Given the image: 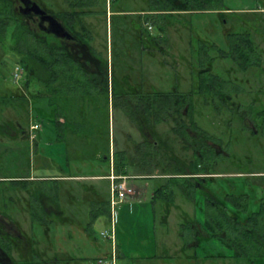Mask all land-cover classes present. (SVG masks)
<instances>
[{
	"label": "rangeland",
	"instance_id": "obj_1",
	"mask_svg": "<svg viewBox=\"0 0 264 264\" xmlns=\"http://www.w3.org/2000/svg\"><path fill=\"white\" fill-rule=\"evenodd\" d=\"M145 3L142 0H119L114 6L119 5V9L131 11L135 8L140 9L142 6L146 7ZM44 8L46 7L44 6ZM107 10H109V3ZM110 14L108 11L106 16L90 15L86 16L84 20L89 26L87 28L92 30L91 46L102 58L107 59L108 64L112 63L116 67V76L129 74L131 85L141 83L143 89L149 88V91H167L177 84L179 92L185 93L197 80V70L210 65L212 74L219 75V82H227L229 89L228 91L227 87L225 89L231 98L234 101L239 100L243 107L250 106L252 119L259 123L258 119L255 118L256 112L264 109V14L260 17L248 14L227 18L226 25L224 20L218 17V14H212V12L178 13L174 15L175 19L168 18L169 20L154 16L153 24L148 30L154 36L161 35L162 38L157 44L151 48H144L141 52L139 45L134 42L130 24H124L122 21V23L119 22V27L116 25V28L113 29L110 24ZM128 16L135 15L130 13ZM161 25L163 31L160 30ZM11 31V26H8L5 33L0 34V95H8L10 90L17 86L21 87L23 80L25 81L24 68L15 62L13 51L10 48ZM226 32H233V35L228 37ZM246 39L247 47L244 48L247 50L252 48V51H255L247 58L241 59L239 49L233 45H237V42L241 43ZM230 42L231 45L233 43L232 47ZM214 43H217L225 51L222 56L219 57L220 51L215 48ZM116 53L119 55L117 56ZM252 61H256V63H252ZM17 66L22 69V75L14 80L13 73L17 71ZM127 89L125 90L129 92L134 90L133 88ZM81 90L82 94H85L83 92L86 88ZM125 90L123 89V91ZM147 91H144V94H147ZM50 95L47 98L43 96L44 98L38 99L35 104L29 103L27 114L22 112L19 107H4L0 104V114L2 115L0 123L2 120L18 122L25 128L27 140L34 143L38 140L36 153H34V149L32 151L34 143L29 142L31 146L30 162L34 169L31 178H40L44 174L48 175L51 171L45 170L44 166H50L49 159H53V164L56 168L57 165H60L58 170H60L59 172L62 171L61 174H64L67 179L60 177L58 178L59 181L32 180L26 183L31 188L43 186L45 195L43 199H40L43 204L42 207L37 202V192L34 190H30L31 194L33 193L30 196L28 190L21 187L20 184L1 182L0 211L9 215L12 221V231L16 230L19 234H23L29 243L33 239L35 247L41 254L55 252L63 258H76L78 262L82 260L83 264H97L99 255L106 256L111 251L110 244L100 237L99 232L106 225L108 226V221L102 216L105 201L109 199L110 195V182L105 176L113 172L112 160L110 167L108 162L99 160L97 153L99 157L102 154L105 155L108 147L106 141L108 134L110 137V156L115 150H126L127 159L137 158L140 160L142 155L140 154L139 142L144 139L148 131L138 135L131 126L132 108H128V106L124 110V107L121 106V104L126 103L124 99L133 96L130 93L121 95V98L116 96L109 99L104 93L95 98V94H93V97L82 99L81 102H77V99H75L76 101L71 100V96L63 97L64 99L62 97H51L50 99ZM203 98V94H193L192 108L191 106L185 107L184 119L186 122L192 119L199 128L213 136H217V133H222L227 128L228 136L229 132L233 130L235 132L239 128L237 124L231 128L223 120L217 128V122L214 123L217 114L214 115L215 113L212 111V103L209 102V98L206 100ZM51 102L57 103V110L62 113L61 115L66 113L70 121L71 119L77 121V125L71 123L73 124L71 128L73 131L65 132L70 156H67V148L62 143V145L60 143L55 145L42 143L54 140L55 137V134H50L47 131L49 129L48 123L52 124L51 117L55 113ZM33 105L44 107L47 112L49 111L45 117L47 122L41 117H34ZM125 113L130 115H128L129 118H126ZM187 114H189L188 117ZM220 119L219 117L218 120ZM235 119L236 123L240 120L238 114H235ZM58 121L62 122L63 117L58 115ZM246 121L247 124L250 123L248 120ZM43 122L47 124V128ZM170 124L171 122L167 125L158 123L156 132L161 140H168L166 143L173 148L176 158L187 163L192 157L191 151L183 148L185 142L180 141L179 136L171 131L172 126ZM35 125L38 126L39 133ZM234 137L233 140H226L229 148L226 151L229 150L230 156L219 155L217 164L209 172L235 173L234 176L228 178L227 182H232L236 189L243 182L246 188H249L247 182L251 180L255 181V183L248 182L251 187L255 191H262L263 193L264 178L246 176L245 173L238 174V172L264 171V132H260L257 137H239V133L235 132ZM22 138L20 134L19 136L18 134L13 135L12 138L0 135V142L6 143L11 150L14 146L19 145L18 148H20L21 145H25ZM185 138L187 139V137ZM18 139L22 141L18 142L20 141ZM147 140L150 141L148 138ZM157 146L162 147V144ZM20 149L24 151V148ZM159 151L152 157V161L147 166L138 163L136 165L128 163L127 165V175H139L140 177L135 176V178L127 181L129 186L134 187V194L117 208L115 218L116 243H122L127 251L125 255L128 257L120 258L119 262L122 264L145 263V259H150L152 264H187L188 262L194 264L185 259L177 260L174 256L182 255L184 257L194 251L201 253L204 247L209 249L213 245V243L204 240L196 248L197 250L190 248L189 245L184 250L186 252L181 254V245L178 243L177 246H173V248L177 247V249L174 248V256L169 255L168 259H165V256L172 252L159 241L165 236L173 242L176 240L180 242L178 241L180 224L187 218L182 212L184 211L189 218H193L195 215L196 220L203 219L204 199L197 195L194 206V203L184 198L182 190L175 185L169 188L164 187L165 195H169L170 189L174 191L170 206L166 204V200L163 198L157 197L154 202L153 193L157 187L173 180L183 181V179H170L171 175H164L165 173H175L176 169L169 167L171 164H167L165 158L163 159L165 152ZM32 156H34L33 159ZM10 158H13L11 154H6L3 159L8 161ZM21 159L22 156L19 157V164L22 163ZM33 164L34 166L37 164L42 166L38 171H35ZM178 166L180 167V164H177ZM53 174L59 175L57 171H53ZM90 174L104 175V177L92 180L89 177L71 180V175ZM149 175L150 177H148ZM43 177L49 178L51 176ZM208 186L212 188V184H208ZM92 189L96 191V196L93 195ZM214 190L216 192V187ZM50 198L55 200L58 214L50 216L53 219L48 221L49 228L39 227L36 219L44 218L42 211H46L45 208H50L53 211L54 203L51 202ZM28 204L29 209H27ZM255 205L256 203H252L251 207L255 209ZM168 206L171 210L168 224L163 225L162 220L167 219V215L164 216V214L165 210L169 209ZM54 210L56 209L54 208ZM93 211L98 212V217H93ZM23 239H20L22 244L25 242ZM157 243L160 244L157 245ZM16 249L11 252L14 259H21L25 256L26 248L24 245H21L20 249ZM25 258H30V254L26 255ZM233 261L235 258L231 260V262ZM201 263L212 264L210 261ZM256 263L260 264L257 260ZM236 264L253 263L248 259L241 258L236 259Z\"/></svg>",
	"mask_w": 264,
	"mask_h": 264
},
{
	"label": "trees",
	"instance_id": "obj_2",
	"mask_svg": "<svg viewBox=\"0 0 264 264\" xmlns=\"http://www.w3.org/2000/svg\"><path fill=\"white\" fill-rule=\"evenodd\" d=\"M43 4L49 11L55 14V16L62 21L63 25L71 32H73L76 37L83 41L87 48L91 49L93 52V47L91 46V41L93 39V34L91 28L89 27L84 18L90 15H104L110 11V24L111 28L119 27L120 23L130 24L134 42L143 49L151 48L159 42L162 38L161 35L154 36L148 27L152 26L154 16H160L162 19L169 20L168 18H174V15L180 14H190L194 12H212L218 11L223 7V0H142L145 1L146 7H140V9L134 10H123L119 9V5L114 6L119 0H37ZM109 3V10H107V4ZM113 8V9H112ZM47 10V11H48ZM131 16L129 17L128 15ZM178 19V18H176ZM145 23V25H144ZM11 26V45L10 48L13 51V57L17 64H21L25 72V81L21 84V87H16L10 90L8 95H0V104L7 106H14L21 108L22 112L28 113V104H35L40 98L51 97H69L72 99H77V102H81L82 99H90L95 94L94 98L104 93L109 99L117 96L121 98L122 94L126 93H140L144 95V91L147 94L153 96H142L139 101L136 99L135 102L141 103L138 105L140 114L144 117L147 126L152 127L154 124L166 120L168 123L171 122V131L177 136L186 139V149L191 151L192 157L187 163H182L180 167H177L179 159L174 155L173 148L168 145V152H165L166 157L171 159L170 166L176 169L175 173H165L164 175H171L170 179H183V181L173 180L167 182L156 188L153 199L157 197L163 198L167 202L169 200L172 202L174 197V191L170 189L169 195H165L164 187H173L177 185L182 190V195L184 198L188 199L192 203L196 202V196L198 193L199 185H202L200 180L201 174L211 173L214 168L213 162V151L208 145L199 146V140L201 138L212 139V136L205 130H201L197 124L190 119L186 122L184 119L183 111L185 107L191 106L192 108V97L194 93L203 94V99H210L212 103V92L214 90L215 79L214 74H212L211 67L199 68L197 70V80L193 83V86L188 92H179L178 85L172 86L171 90L158 91L150 90L147 88L143 89V84L131 85L129 80V74H122L120 77L116 76V67L110 64V69L108 70V61L106 58H102L100 54L96 53L102 59L104 70L102 72H87L81 63H78V59L75 60L71 55V49L68 47V40L62 42L56 36L50 34H39L31 30L21 19L19 14L14 10L13 0H0V34H4L7 27ZM160 30L163 31L162 25ZM228 33V32H227ZM235 34V33H234ZM233 35L230 33L229 36ZM240 35V34H239ZM246 35V34H242ZM231 45V42L229 43ZM233 45V43H232ZM231 45V47H232ZM235 48L243 49L240 46V42L237 45H233ZM212 47V46H211ZM247 47V46H246ZM217 49V48H216ZM220 54L223 55L224 52L219 50ZM95 54V52H93ZM117 54V53H116ZM119 54H117L118 56ZM226 55V53H225ZM75 78V79H73ZM86 88L85 94H82V88ZM126 88H133L132 92L126 91ZM123 89L126 91H123ZM127 89V90H128ZM91 95V96H90ZM44 96V97H43ZM64 99V98H63ZM66 99V98H65ZM49 100V99H48ZM76 101V100H75ZM53 110L50 125L48 123L49 129L47 130L50 134H55L54 140H49V142H42L44 145H55L57 143H62L67 148L68 145L65 139V132L68 130L73 131L72 125H77V121L70 119L66 116V113H62L57 110V103L51 102ZM5 109V108H3ZM34 117H41L44 119L47 116L46 108L38 107L33 105ZM193 110V109H192ZM134 114V113H133ZM59 117H63V121H58ZM61 115V116H60ZM189 114H187V117ZM0 117L2 115L0 114ZM192 118V117H191ZM79 119V118H78ZM9 123L13 126L21 125L14 121L2 120L0 126L5 123ZM43 122V125L47 124ZM73 122V124H71ZM6 123V124H7ZM45 123V124H44ZM79 124V122H78ZM23 126V125H21ZM76 134V133H75ZM3 135V132H0ZM77 135V134H76ZM196 135V136H195ZM38 142V140H36ZM106 141L108 147L106 149L105 155L103 154L99 157V160L106 161L111 167V156H112V167L113 172L116 174H126L128 163H134V165L141 164L147 166L148 163L152 161V157L158 154L157 145L152 144L147 140L145 136L144 139L139 142L140 149V160L133 159L129 160L126 156V150H115L110 156V137L107 134ZM167 142L168 140L165 139ZM33 144L32 151L34 153L38 150V143ZM3 143V142H2ZM0 142V177L5 175H10L8 177H30L31 176V162H30V143L25 140V145H21L20 148H24L21 151L18 146H14L11 150L6 144ZM61 144V145H62ZM159 145V143H158ZM96 150V149H95ZM6 154H11L12 159L4 161ZM22 156L21 164L18 163L19 157ZM103 157V158H102ZM102 158V159H101ZM53 164V159H49ZM177 161V163H176ZM140 162V163H139ZM216 162V161H215ZM53 166H55L53 164ZM57 173L59 177H66L61 174L58 170L60 165H57ZM22 171V174H19ZM24 172V173H23ZM109 175V174H108ZM180 175V176H176ZM150 177V175L148 176ZM147 177V178H148ZM264 178V176H262ZM31 180H24L21 182H14L15 184H20L21 187L28 189L30 196V190L36 192V186L32 189L26 185L27 182ZM59 181V180H56ZM93 191V190H92ZM172 191V192H171ZM93 195H95L93 191ZM96 196V195H95ZM230 202L235 205L238 209L246 212L248 206V199L246 194H239V196H228ZM208 199V198H207ZM210 201V202H209ZM209 203L206 204L204 208V220L198 222L195 218H186L183 223L180 224V236L184 239L185 245L182 248V252H186L188 246L190 248L194 247V241H199L201 236L198 232L201 229L209 238L215 237L220 238L222 243L226 248L233 251L235 258L248 259L253 264L264 262V200L261 201L259 209L257 211L249 213V217L242 219L240 217H231L224 215L221 210L216 212V205L208 200ZM170 205V204H169ZM169 208V207H168ZM169 209H166V216ZM224 212V210H223ZM34 214V213H33ZM93 217H98V212H92ZM102 216L108 221L109 216V201H105V207L102 211ZM34 216V215H33ZM165 219V218H164ZM163 221L165 222V220ZM37 220V219H36ZM190 239V241H189ZM31 256L30 258L14 259L15 264H82L78 262L75 258H63L58 256V253H40L34 245L33 239H31ZM192 242V244H191ZM108 243V242H107ZM0 244L3 249L11 255V251L14 248L10 246L9 243L2 242ZM13 247V248H12ZM194 249V248H193ZM18 251V250H17ZM20 252V251H19ZM101 256L100 258H105L109 255ZM186 258L196 259L197 255L195 251L192 254H186ZM81 260V259H80Z\"/></svg>",
	"mask_w": 264,
	"mask_h": 264
},
{
	"label": "flooded vegetation",
	"instance_id": "obj_3",
	"mask_svg": "<svg viewBox=\"0 0 264 264\" xmlns=\"http://www.w3.org/2000/svg\"><path fill=\"white\" fill-rule=\"evenodd\" d=\"M32 2H35L37 4H39L40 6L44 7L40 2H38L37 0H31L28 1V4L26 5V9L24 4L20 1V0H13V5H14V10L19 14L20 19L33 31L38 32L39 34H50L53 36H56L59 40H62V42H66V40H68V47H70L71 49V55L73 56V58L78 59V63H81V65L83 66V68L89 72V73H93V72H102V70H104V66L102 63V59L96 55L95 50L93 49V52H95V54L91 51V49L87 48V45L79 40L76 35L71 31V38H64V37H60L57 36L55 34H53L50 31V26H49V22L47 20H42L40 18V15L36 14L34 11L29 10L32 7ZM48 13H50L48 11ZM239 50V57L241 59L243 58H247L248 55L252 54V48L251 49H240ZM243 51V52H240ZM222 56V54L219 55V57ZM241 63V62H239ZM252 63H256V61H252ZM110 65V63L108 64V66ZM110 69V66H109ZM219 75H215L214 74V79H215V84L216 86L214 87V90L212 92V111L215 113L214 115L217 114V117H215L214 119V123L217 122V128L218 125H220V123L222 122H226L229 127L234 128L235 124L239 125V128L237 130H235V132L239 133V137H246V136H250V137H257L259 136V133L264 132V109H261L259 111L256 112V117L259 121V123L257 122V120H253L252 116L250 114V106L249 107H243V104H241V102L239 101H234L233 98H231V96L229 95L228 91V84L226 81H222L219 82ZM137 87H139V84L136 83ZM227 87V91L226 88ZM128 94V93H126ZM131 95H133L130 98L124 99V101H126L125 104H121L122 108L124 107V110L126 107L128 108H132L133 110V116H131V126L133 128V130L138 134H142L146 131H148V134L146 135V137L150 140V142L154 145H158L162 144V147L158 148L161 151L164 152H168L169 147L166 143V141L164 139L161 140V138L158 136L157 132H156V128L158 126V123H163L164 125H167L168 122L166 120L160 121L156 124H154L152 127L147 126L146 125V121L144 120V117L140 114V110L137 108L138 105H140L141 103L135 102V100L137 99L139 101V98L145 95H149V96H153L151 94H140V93H130ZM125 94H122V96ZM72 100V98H71ZM91 101V100H90ZM185 113V110L183 111V114ZM235 114H238V117L240 120H238V122L236 123V119H235ZM129 115V114H128ZM126 115V118H129V116ZM142 117V118H141ZM221 118L220 120H218V118ZM251 117V118H250ZM225 119V121H224ZM248 120L250 123L247 124ZM7 121V120H5ZM7 123V122H6ZM3 124V126H0V132H3V135L9 136L10 138L14 136H16V134H20V137L22 136V140H27V135H26V130L23 126L21 125H17V126H13L9 123L7 124ZM147 127H146V126ZM35 127L38 129L37 132L39 131V128L37 125H35ZM32 129H34L32 127ZM201 129V128H200ZM263 129V130H262ZM203 130V129H201ZM223 130V129H222ZM227 131L228 128L224 130V132L222 133H217V136H212V139L209 140L207 138H201L198 142H199V146L203 147V145H208L209 147H211L214 157L213 162L214 165L217 163V158L219 157V155H223L225 157H229L230 154L228 153V151H226V149H229L227 147V142L226 140L230 139L233 140L235 139L234 135L235 132L234 130L229 132L228 136H227ZM39 133V132H38ZM225 135V136H224ZM196 136V135H195ZM180 141L185 142L183 144V148L185 150L186 149V139L179 137ZM21 142V139H18ZM29 141V140H27ZM30 142V141H29ZM30 143H34V142H30ZM6 144V143H4ZM7 145V144H6ZM165 158V161H167V164H170L171 159L169 157H166V155L163 157V159ZM216 161V162H215ZM182 161L179 159L178 164L182 165ZM39 166V168H37ZM41 164H37L36 166H34L35 170L38 171V169L41 168ZM33 169V167H32ZM31 169V174H33V171ZM24 173V172H23ZM22 174V171L19 174L16 175H20ZM10 175H5V176H1L0 177V183L1 182H21L24 180H41V181H56L59 180L58 176H51L49 178H31L32 175L28 178L26 177H8ZM251 176H255V177H262L264 176V174H251ZM201 177V184L198 187V195H200L204 200V207L203 210L206 206L208 202V200H211V202H213L216 205V212H221L228 216L231 217H240L242 219H246L247 217H249V213L254 212V210H250V208H248L247 206V210L246 212L241 211L240 209H238L235 205H233L230 202V199L228 198V196H239V194H246L247 195V199H248V204L250 207V202H258V208L260 206L261 201L264 200V192L262 193V191L259 193L260 196L255 195V190L252 194L248 193V192H240V193H234L232 192H224L223 193H219V192H215L214 190H209L212 188H209L208 184H212L215 181V177L213 176V173H205L200 175ZM64 179H67V177H63ZM258 185H260L258 182H256ZM21 185V183H20ZM225 186V184H224ZM213 187V186H212ZM34 187H32L33 189ZM36 192H37V199L40 203V206L42 207L43 204L40 202V199H43L45 193L43 191V186H36ZM28 190V189H27ZM29 192V191H28ZM30 195V193H29ZM208 198V199H207ZM51 202L54 203V207H53V211L50 210V208H45L46 211H42L44 218L43 219H37V226L39 227H47L49 228L48 225V221L53 219L50 216H55L56 214H58V210L56 208V202L53 198H50ZM32 200V199H31ZM29 203V202H28ZM30 206L28 204L27 209H29ZM54 208L56 210H54ZM224 210V212H223ZM256 211V210H255ZM57 212V213H56ZM46 217V218H45ZM50 217V219H49ZM203 220H204V211H203ZM201 236V238H207V239H216L215 237H211L209 238L201 229L198 232ZM199 237V238H200ZM25 239L24 244H22L20 242V239ZM2 239V242L5 243H9L10 246H13V249L19 248L21 247V245H24L26 248V252H25V256L30 254L31 256V242L29 243L27 240V237H24L23 234H19V232H17L16 230L13 232L12 231V221L9 217V215L6 212L0 211V240ZM23 239V240H24ZM219 241L222 243L221 239L218 238ZM28 242V243H27ZM12 249V250H13ZM17 250V249H16ZM12 252V251H11ZM24 256V257H25ZM13 256L12 254L9 255L1 246L0 244V264H15L13 263L12 260Z\"/></svg>",
	"mask_w": 264,
	"mask_h": 264
},
{
	"label": "crops",
	"instance_id": "obj_4",
	"mask_svg": "<svg viewBox=\"0 0 264 264\" xmlns=\"http://www.w3.org/2000/svg\"><path fill=\"white\" fill-rule=\"evenodd\" d=\"M213 13L218 14V17L224 20L225 25L227 24V18L240 17V15L253 14V15H257V16L260 17V15L264 14V0H223L222 9H220L218 11H212V14ZM230 33H233V32H228V33L226 32V36L229 37ZM246 42H247V39L242 41L240 43V46L241 47H246L247 46ZM214 46L218 50H222V48L219 47V45L217 43H214ZM221 52H225V51L222 50ZM33 158H34V156H32V159ZM49 163H50V166L46 165V166H44V169L47 170V171H51L48 175L56 176V175L53 174V171H56L55 166H53V164H52V162H50V160H49ZM33 166H34V164H33ZM31 169H32V165H31ZM47 171H46V173H48ZM33 173H34V169H33ZM212 173H213V176L215 177V181H216V182H213L212 189L214 190V187H216V192L220 191V193H223V194L226 191H228V192H232L233 191L234 193L248 192L250 194H252L254 192V188H252L250 183H248V182L255 183V181H251L250 180V181L247 182V185H249L248 186L249 188H246V185L243 182V183H241L238 186L239 189L238 188L236 189L235 188L236 186L232 182H227L228 178L231 177V176H234L235 173H222V172H215V171L212 172ZM244 173L246 174V176H251V174H253V173L254 174H264V171L238 172V174H244ZM48 175L44 174L42 176H48ZM108 176L109 175H106L105 178L108 179ZM135 176L136 177H140L139 175L138 176L135 175ZM87 177L91 178V180H92V179H96V178H99V177H104V175H99V176L98 175H93V174H90V175H71V180H75V179H79V178H85L86 179ZM61 178H63V177H61ZM223 183L225 184V186H224ZM92 190L95 192V195H97L96 191L94 189H92ZM258 192L259 191H255V195L260 196L259 195L260 192L259 193ZM153 196H154V193H153ZM154 202H155V200H154ZM253 203H256V205H255L256 208L253 209L251 207L252 202H250V207H249V204H248V208H250V210H254V211L256 210L257 211L258 202H253ZM166 204H171V201L170 200H169V202L166 201ZM170 211L171 210L169 208V212L167 214V219L165 220V222L162 220L163 221V225L164 224L165 225L168 224L167 222H168V218L170 216ZM182 213H183V215L185 217L189 218V216L184 211ZM165 214H166V210H165ZM194 216L195 215H193V218H195ZM190 219H192V218H190ZM197 221L198 222H202L203 219H200V220H197ZM183 240L184 239H182V237L180 236V232H178V241H180V242H177V240L173 242V240H171V239H169V238H167L165 236L159 241V242H162L163 246H167L170 249V252H172L171 254L166 255L165 259H168L169 255L170 256L171 255L174 256L173 255L174 248L177 249V247L173 248V246H177L178 243H180V245H181L180 252H181V254H183L182 253V248L185 245ZM204 240H206L207 242L213 243V245L209 249L204 247V250L202 249L201 253L195 252V254L197 255L196 259L186 258V256L183 257L182 255L181 256H174V257L177 258V260H179V259L189 260L190 262H193L194 264H203V263H201L203 261H210L212 264H236V259L237 258L234 257L233 251L231 249L226 248L225 245L223 243H221L218 238L209 240L207 238H201L200 237L199 241H197V242L194 241V247L193 248H195V250H197L196 248L200 245L201 241H204ZM158 244H160V243H157V245ZM191 244H192V242H191ZM116 249H117V263L118 264H122V263L119 262V260H120V258H124V257L128 258L127 255H125V252H127V251L124 249L122 243L118 244V242L116 243ZM101 256L102 255H99L98 257H101ZM234 258H235V261L231 262V260L232 259L234 260ZM145 260H146V261H144L145 263H143V262H140V263L132 262L131 264H152L150 259H145ZM80 262L82 263V260Z\"/></svg>",
	"mask_w": 264,
	"mask_h": 264
},
{
	"label": "built area",
	"instance_id": "obj_5",
	"mask_svg": "<svg viewBox=\"0 0 264 264\" xmlns=\"http://www.w3.org/2000/svg\"><path fill=\"white\" fill-rule=\"evenodd\" d=\"M150 28V26L148 27ZM16 72L13 73V78L16 80L22 75V69L16 67ZM135 176L127 174H115L111 172L108 176L110 182V195H109V216L108 226L100 230L99 234L102 239L110 244V254L105 258H99L97 264H118L117 263V249H116V214L117 208L129 196L134 194V187L128 185L127 181Z\"/></svg>",
	"mask_w": 264,
	"mask_h": 264
},
{
	"label": "water",
	"instance_id": "obj_6",
	"mask_svg": "<svg viewBox=\"0 0 264 264\" xmlns=\"http://www.w3.org/2000/svg\"><path fill=\"white\" fill-rule=\"evenodd\" d=\"M26 9L28 1L31 0H20ZM32 7L29 10L34 11L36 14L40 15L42 20H47L49 22L50 31L60 37L71 38V32L61 23V21L50 11L48 13L47 9L40 6L39 4L32 2Z\"/></svg>",
	"mask_w": 264,
	"mask_h": 264
}]
</instances>
